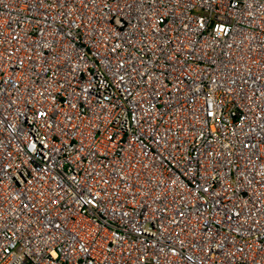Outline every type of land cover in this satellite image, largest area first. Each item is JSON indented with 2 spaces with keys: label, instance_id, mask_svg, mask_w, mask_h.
Returning <instances> with one entry per match:
<instances>
[{
  "label": "built area",
  "instance_id": "2783aa9c",
  "mask_svg": "<svg viewBox=\"0 0 264 264\" xmlns=\"http://www.w3.org/2000/svg\"><path fill=\"white\" fill-rule=\"evenodd\" d=\"M0 264H264V0H0Z\"/></svg>",
  "mask_w": 264,
  "mask_h": 264
}]
</instances>
